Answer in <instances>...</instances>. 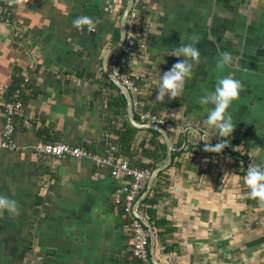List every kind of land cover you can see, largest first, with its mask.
Returning a JSON list of instances; mask_svg holds the SVG:
<instances>
[{
    "label": "crops",
    "instance_id": "0c3cea01",
    "mask_svg": "<svg viewBox=\"0 0 264 264\" xmlns=\"http://www.w3.org/2000/svg\"><path fill=\"white\" fill-rule=\"evenodd\" d=\"M121 1L125 5L17 0L15 24L0 22V135L10 88L25 74L34 78L19 117L32 125L18 126V149L0 150V194L20 205L16 214H0V264H33L37 255V264H145L133 254L131 218L115 197L129 178L114 176L91 156L47 157L34 149L41 140L62 141L106 155L114 144V128L128 119L127 107L118 106V91L101 71L118 41ZM82 13L98 19L96 31L72 23ZM146 27L147 44L133 66L144 75L146 105L177 123L199 124L174 137L175 157L159 178L164 195L154 216L166 223L152 224L156 258L164 264H264V202L251 196L241 154L230 147L242 145L256 163L264 162V0H151ZM193 33L200 36L201 54L193 76L181 96L157 100L160 75L183 59L165 51L189 42ZM224 51L232 53L229 65L218 63ZM223 75L244 87L230 106L237 125L222 138L204 123L200 97ZM152 135L138 128L132 156L124 157L164 163V138L155 146ZM217 138L241 141L221 152L205 150Z\"/></svg>",
    "mask_w": 264,
    "mask_h": 264
},
{
    "label": "built area",
    "instance_id": "2783aa9c",
    "mask_svg": "<svg viewBox=\"0 0 264 264\" xmlns=\"http://www.w3.org/2000/svg\"><path fill=\"white\" fill-rule=\"evenodd\" d=\"M0 10V22L3 24H15V10L17 0H2ZM151 0H133L127 19L126 38L122 46L110 58V67L115 76H117L123 84L128 88L132 95L133 107L136 114L142 122L158 123L166 128L174 139L176 135L187 132L190 127H199L197 122H187L186 124L177 123L172 118H168L162 114L146 108L143 100V91L141 82L143 74L133 68L135 59L141 55L146 47L147 32L146 27V11L150 6ZM121 1L119 10L124 9ZM120 11V12H121ZM16 28V27H15ZM30 74L23 76L22 87L26 89V84L30 80ZM23 100L20 98L19 92H15L11 99L3 102L4 124L0 135V150H16L19 144L16 140V131L20 124L31 126L30 119L23 117L19 119L23 108ZM219 138H217V141ZM35 152L39 156L47 157H93L94 161L102 166L107 167L114 176H126L128 182L117 188L115 197L118 202L124 203L125 213L130 216V245L134 256L145 264H154L151 258L150 243L151 233L147 225L134 213V207L138 198L142 195L147 186V182L151 175V170L142 169L131 165L129 160L119 154L116 144H112L106 155H97L90 152L86 147L72 145L62 141H38L35 146ZM235 148L242 158L245 173L251 163H254L253 156L242 145L230 146ZM264 202V201H263ZM42 260L41 255H37L33 264H37Z\"/></svg>",
    "mask_w": 264,
    "mask_h": 264
},
{
    "label": "clouds",
    "instance_id": "9594fccd",
    "mask_svg": "<svg viewBox=\"0 0 264 264\" xmlns=\"http://www.w3.org/2000/svg\"><path fill=\"white\" fill-rule=\"evenodd\" d=\"M72 23L81 30L86 25L87 30L92 32L97 29L98 19L87 13H82L74 18ZM199 40L200 36L193 33L189 38V42L179 43L170 51H165L164 55L174 54L177 57H183V59L177 60L170 69L160 75L157 100L163 102L166 96L174 98L182 95L186 79L193 76V61L200 59L201 54L197 47ZM232 58L231 52L224 51L218 63L220 65H229L232 62ZM243 87L244 84L240 79L232 75H223L217 77L214 89L207 90L200 97V102L204 105V111L206 112L204 123L211 126L214 129V133L218 134L219 137H231L233 134L237 124L234 122L230 106L239 97ZM229 143V139H220L214 144L205 143L204 148L208 151L221 152ZM246 184L250 187L252 197L264 201V162H254L248 166ZM19 210L20 205L17 199L0 194V214L4 211L9 214H16Z\"/></svg>",
    "mask_w": 264,
    "mask_h": 264
},
{
    "label": "water",
    "instance_id": "95a60500",
    "mask_svg": "<svg viewBox=\"0 0 264 264\" xmlns=\"http://www.w3.org/2000/svg\"><path fill=\"white\" fill-rule=\"evenodd\" d=\"M133 0H127V4L125 8L122 11L121 18H120V24H119V39L118 41L106 52V55H104L105 58H103V70L105 74L108 76V78L113 81L124 93L127 101V114H128V120L136 128L139 129H153L160 132V134L163 136L164 141L167 145V156L164 163H162L160 166L155 168L150 175V178L147 182V186L143 194L138 198L135 207H134V213L136 216H138L148 227L151 233V255H152V262L154 264H164L162 262H159L156 258V233L153 228L152 223L148 219L147 216L141 214L139 212V207L141 206L142 202L149 196L154 182L158 175L166 170L168 167L171 166L173 162V154L175 151V144L173 139L171 138L170 133L166 130L165 127L158 123H152V122H140L135 115L134 107H133V100L132 95L128 88L123 84V82L114 75V73L111 70L110 67V58L113 56V54L122 46V44L125 41L126 38V30H127V19L130 12V9L132 7ZM106 64V66H105Z\"/></svg>",
    "mask_w": 264,
    "mask_h": 264
},
{
    "label": "trees",
    "instance_id": "16d2710c",
    "mask_svg": "<svg viewBox=\"0 0 264 264\" xmlns=\"http://www.w3.org/2000/svg\"><path fill=\"white\" fill-rule=\"evenodd\" d=\"M115 39L116 41L119 39V27L115 29ZM102 75L103 77H106L104 70L102 69ZM23 76L19 77L18 79L15 80L14 85L10 88L9 94H8V99H11L13 94L15 92H19L20 94V98H22L23 100V104L25 103L24 100H26V94H27V90L28 87L31 85L32 80L34 79L33 76L30 77L29 82H27L26 84V89H24V87H22V82H23ZM110 87L115 88L118 91V99L121 100L120 102L116 100V103L119 104V107H123L126 109L127 107V101H126V97L124 95V93L121 91V89L111 80L107 79ZM144 100V99H143ZM24 106V105H23ZM146 108H150L146 105ZM152 111L156 112L155 110H153L152 108H150ZM158 113V112H156ZM116 126V125H115ZM138 128L134 127L133 125H131V123L129 122L128 119H125L124 122H122V125L120 127H115L114 128V132L116 134V138L114 140V144H116L118 146L119 149V153L123 156H132V142L135 136V133L137 132ZM150 132H152V138L150 140V142L152 144H154L155 146L158 145V137H162L160 132H158L157 130H153V129H149ZM240 139L236 138V139H230V143L231 144H239L240 143ZM142 147L145 148L144 152H149L147 151L146 147H145V142L141 143ZM166 143H163V147L166 149ZM166 157V156H165ZM175 157V152L173 154V159ZM165 159V158H164ZM131 165L142 168V169H149L151 171H153L156 167H157V163L156 162H151V163H143L141 161H134V163H131ZM164 174V171H162L156 181V184L153 186L152 191L150 192L149 196L143 201V203L141 204L142 209L144 210V212L146 213L148 219L150 220V222H152V224L154 226H159L160 224H164L166 223V221H163L162 223H158L155 220V205L160 201V199L163 197L164 192L162 191L161 187H157L158 182H159V178ZM159 236H161V232H158ZM168 250V249H167Z\"/></svg>",
    "mask_w": 264,
    "mask_h": 264
},
{
    "label": "rangeland",
    "instance_id": "374dc122",
    "mask_svg": "<svg viewBox=\"0 0 264 264\" xmlns=\"http://www.w3.org/2000/svg\"><path fill=\"white\" fill-rule=\"evenodd\" d=\"M125 5H124V8H125V6H126V4H127V0H126V2L124 3ZM118 19V18H117ZM119 24H120V22H119Z\"/></svg>",
    "mask_w": 264,
    "mask_h": 264
},
{
    "label": "bare ground",
    "instance_id": "6f19581e",
    "mask_svg": "<svg viewBox=\"0 0 264 264\" xmlns=\"http://www.w3.org/2000/svg\"><path fill=\"white\" fill-rule=\"evenodd\" d=\"M106 16V15H105Z\"/></svg>",
    "mask_w": 264,
    "mask_h": 264
}]
</instances>
